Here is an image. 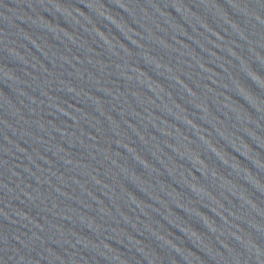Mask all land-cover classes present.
I'll use <instances>...</instances> for the list:
<instances>
[{
  "label": "water",
  "instance_id": "95a60500",
  "mask_svg": "<svg viewBox=\"0 0 264 264\" xmlns=\"http://www.w3.org/2000/svg\"><path fill=\"white\" fill-rule=\"evenodd\" d=\"M0 264H264V0H0Z\"/></svg>",
  "mask_w": 264,
  "mask_h": 264
}]
</instances>
